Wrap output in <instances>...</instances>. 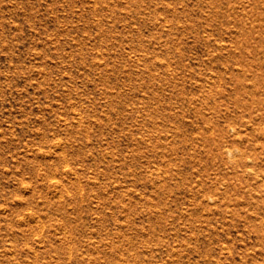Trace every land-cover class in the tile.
Masks as SVG:
<instances>
[{"label": "rangeland", "instance_id": "rangeland-1", "mask_svg": "<svg viewBox=\"0 0 264 264\" xmlns=\"http://www.w3.org/2000/svg\"><path fill=\"white\" fill-rule=\"evenodd\" d=\"M0 264H264V0H0Z\"/></svg>", "mask_w": 264, "mask_h": 264}]
</instances>
